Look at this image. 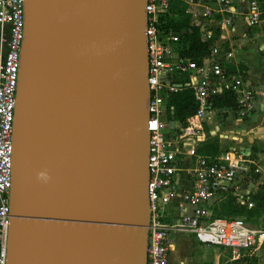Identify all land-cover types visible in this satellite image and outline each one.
<instances>
[{
  "label": "water",
  "instance_id": "obj_1",
  "mask_svg": "<svg viewBox=\"0 0 264 264\" xmlns=\"http://www.w3.org/2000/svg\"><path fill=\"white\" fill-rule=\"evenodd\" d=\"M144 32V0H24L6 264H144Z\"/></svg>",
  "mask_w": 264,
  "mask_h": 264
},
{
  "label": "built area",
  "instance_id": "obj_2",
  "mask_svg": "<svg viewBox=\"0 0 264 264\" xmlns=\"http://www.w3.org/2000/svg\"><path fill=\"white\" fill-rule=\"evenodd\" d=\"M174 1L187 5L190 25L198 27L200 39H215L208 25L217 17L231 24L240 14L234 0H144L148 86V219L144 264H169V250L176 232L192 235L201 245L229 252L224 264L254 256L264 245V217L257 227L242 218H212L209 205L231 195L236 205L251 209V190L239 183L262 171L256 161L229 151L215 156L197 153L207 139L205 124L221 111L212 108V98L231 90L236 96L237 119L248 117L255 107V92L244 77L226 70L231 53L212 45L200 63L179 55V37L161 26ZM247 31L264 47V0H241ZM0 28L5 29L0 56V264H6L12 188V131L20 53L24 29V0H0ZM177 77L186 80L193 94L196 113L185 124L169 118L167 95L176 92ZM173 119V120H172ZM183 173V174H182ZM255 179V178H254ZM264 182V178L261 179ZM177 199V215L168 214ZM211 264H222L220 261Z\"/></svg>",
  "mask_w": 264,
  "mask_h": 264
},
{
  "label": "crops",
  "instance_id": "obj_3",
  "mask_svg": "<svg viewBox=\"0 0 264 264\" xmlns=\"http://www.w3.org/2000/svg\"><path fill=\"white\" fill-rule=\"evenodd\" d=\"M234 2V6L240 14L231 21V24H221V18L217 17L208 26L215 30V39L212 45L221 48L224 54L231 53L232 55V58L227 59L226 66L233 67L236 71L235 74L244 77L246 85L255 92V107L242 121H238L236 110H222L217 116L208 120L204 126L210 136H218L220 146L225 144L228 151L237 149L238 153L257 162L262 171L260 180L245 178L239 183L241 189H250L251 195L254 196L258 188L264 186V182L261 181L264 178V47L258 38L247 31L242 16L246 8L245 4L241 0H234ZM0 30L5 32V29L0 28ZM221 153L225 152L221 151ZM226 196L228 195L222 196L209 205L211 214L213 206L225 199ZM177 202L178 200L175 199L168 207V214L172 217L177 215ZM263 217L264 215L245 222L257 227ZM189 235L174 233L169 250V264H196L194 259L187 256V252L191 249ZM263 250L264 245L254 256L250 257L257 258ZM230 257L229 252L216 247L214 253L209 257L202 256L199 264H211L215 261L224 264Z\"/></svg>",
  "mask_w": 264,
  "mask_h": 264
},
{
  "label": "trees",
  "instance_id": "obj_4",
  "mask_svg": "<svg viewBox=\"0 0 264 264\" xmlns=\"http://www.w3.org/2000/svg\"><path fill=\"white\" fill-rule=\"evenodd\" d=\"M187 5L174 1L170 7L169 15L161 19V26L165 29H171L174 34L179 37V55L188 57L200 63L201 60L210 54V47L213 40L202 42L200 39L199 28L190 25V15L186 13ZM226 70L234 75L236 71L233 67L226 66ZM175 84L178 90L167 95V108L169 118H173L178 123L185 124L188 119L196 113V104L192 91L186 84V80L177 77ZM212 108L222 110H236V96L231 90H223L222 93L212 98ZM225 152H229L226 150ZM197 153L205 156H215L220 151L218 136H211L199 143ZM258 178L257 175H252ZM254 207L247 209L246 207L236 205L234 198L230 195L220 201L212 208V218H239L242 217L246 222L253 218L264 215V186L258 188L257 193L251 197Z\"/></svg>",
  "mask_w": 264,
  "mask_h": 264
},
{
  "label": "rangeland",
  "instance_id": "obj_5",
  "mask_svg": "<svg viewBox=\"0 0 264 264\" xmlns=\"http://www.w3.org/2000/svg\"><path fill=\"white\" fill-rule=\"evenodd\" d=\"M5 34L3 32H1L0 30V55L4 52V45H5ZM183 50V46L182 48H180ZM204 132L209 134L208 131L206 130V128H204ZM211 137L210 135L207 137L209 138ZM226 145L223 144L222 146H220V151L225 152L226 151ZM234 152L238 153L237 149L236 151L234 150ZM255 158V156H254ZM183 174V173H182ZM191 238V249L187 252V256L190 259H194L196 264L200 263V260L202 258V256H206L209 257L210 255H212L214 253V249L216 248L215 246H208V245H201L199 243L196 242V240L194 239L193 236H188ZM235 264H264V250L261 251L259 253V256L257 258L255 257H249L247 260H241Z\"/></svg>",
  "mask_w": 264,
  "mask_h": 264
}]
</instances>
